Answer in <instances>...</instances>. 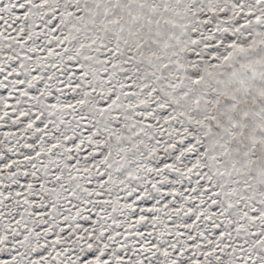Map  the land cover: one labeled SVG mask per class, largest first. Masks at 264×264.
I'll list each match as a JSON object with an SVG mask.
<instances>
[{"label": "snow or ice", "instance_id": "obj_1", "mask_svg": "<svg viewBox=\"0 0 264 264\" xmlns=\"http://www.w3.org/2000/svg\"><path fill=\"white\" fill-rule=\"evenodd\" d=\"M0 264H264V0H0Z\"/></svg>", "mask_w": 264, "mask_h": 264}]
</instances>
